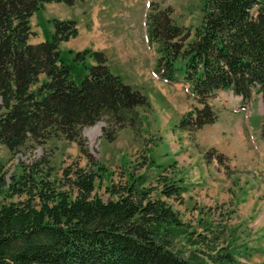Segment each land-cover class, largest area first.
I'll return each instance as SVG.
<instances>
[{
	"label": "trees",
	"instance_id": "1",
	"mask_svg": "<svg viewBox=\"0 0 264 264\" xmlns=\"http://www.w3.org/2000/svg\"><path fill=\"white\" fill-rule=\"evenodd\" d=\"M74 2L0 0V146L14 156L27 142L42 145L61 136L87 158L86 167L71 165L59 180L51 179L45 157L22 164L21 174L9 180L0 167V264H248L240 261L249 252L234 244L233 230L199 221L203 233H196L173 210L167 200L185 192L175 165L164 168L143 157L150 169L162 170L153 180L128 173L106 187V200L97 195L96 181L110 172L85 149L80 131L102 122L108 142L130 128L136 141L152 144L140 113L150 105L110 71L103 52L69 50L72 64L61 60L59 45L78 35L75 21L51 19L49 39L28 42L34 13L46 4ZM148 7L153 75L187 86L195 103L177 129L194 140L216 123L211 102L222 92L238 97L242 109L257 94L264 109V0H202V20L193 32L176 24L170 6ZM74 65L84 70L78 83ZM259 138L264 143V115ZM203 159L229 171L227 157L215 148Z\"/></svg>",
	"mask_w": 264,
	"mask_h": 264
},
{
	"label": "rangeland",
	"instance_id": "2",
	"mask_svg": "<svg viewBox=\"0 0 264 264\" xmlns=\"http://www.w3.org/2000/svg\"><path fill=\"white\" fill-rule=\"evenodd\" d=\"M149 3H155L159 9L170 6L176 24L189 28L191 32L201 23L202 0H149ZM51 5L54 6L45 5L36 13L37 19L34 17L31 20L30 26L32 23L31 28L36 30V35L32 38L44 41L49 39L51 19L76 22L80 35L79 39L72 40L76 41L75 45L83 43L84 30L93 25L94 19L103 26L110 25L116 40L108 51L112 72L133 90L143 94L150 105L149 108L141 109L140 113L144 117V129L151 135L148 134L145 139L153 137L152 144H141L140 139L136 141L130 128L121 130L115 141L108 142L102 136V122L80 131L85 149L93 159L101 160L110 172L104 174L103 180L96 181L97 195L106 200V187L124 180L128 173H146L153 180L162 170L155 167L150 169L149 164H143V157L153 159L155 164L164 168L175 165L173 175L182 180L185 192L181 194L180 200L167 201L182 221L190 228L196 227V233H203L199 221L213 226L224 225L235 232L233 237L237 240L234 244L242 245L241 251L250 252V257L255 255L254 258L264 262V143L259 138L264 109L260 96L254 94L251 103L244 108L245 111L240 110L238 113L231 107L236 104L237 98L233 97L232 100L230 93H219L211 102L217 114V121L214 123V148L225 146L231 149L238 168L229 166L228 172L221 168L227 179H220L215 172L200 169V157L193 150H207L210 130L206 129L212 128H204L199 134V140L190 139V143H186L183 131L177 129V125L185 113L184 107L187 105L191 108L194 103L183 89L177 92L173 85L152 78L156 54L154 46L147 40L145 21L149 7L146 0H75L72 6L59 3ZM59 50L61 60L65 64H72L68 51L75 49L62 42ZM72 74L78 83L84 70L81 66L74 65ZM157 85L172 90L168 89L165 95ZM232 101L234 103L231 104ZM238 123L243 125L242 133L236 129ZM96 128L98 135L93 137L91 132ZM171 142L174 143L173 146ZM147 147L150 150L146 155ZM182 153L193 163L187 165ZM44 157L49 160V166L53 169V180L61 179L62 170L71 165L80 168L87 166V158L80 153L77 144L67 142L61 136L42 145L27 142L14 156L0 146V167L7 179L11 175L17 178L21 174L22 164L29 165ZM114 164L118 165L111 169ZM215 170L220 173L218 168ZM19 200L15 197L12 201ZM257 249L260 254L256 252ZM240 259L242 261L244 258Z\"/></svg>",
	"mask_w": 264,
	"mask_h": 264
},
{
	"label": "crops",
	"instance_id": "3",
	"mask_svg": "<svg viewBox=\"0 0 264 264\" xmlns=\"http://www.w3.org/2000/svg\"><path fill=\"white\" fill-rule=\"evenodd\" d=\"M146 2L147 3H149V0H146ZM51 4H54V3H50V4H46L47 6H49V7H51V6H54V5H51ZM60 4V3H59ZM45 6V5H44ZM44 8V7H43ZM39 12V11H38ZM37 13V12H36ZM36 13H34L33 14V16L30 18V22H31V20L34 18V17H36V19H37V15H36ZM93 15H95V13L93 12ZM31 26H32V23H31ZM78 28V27H77ZM31 31H32V35L30 36V38H29V40H28V42L30 43V44H32V45H36V44H39V43H41V42H43L44 40H42V39H39V40H35V39H33L32 38V36H34V35H36V30H34V29H32L31 28ZM52 31H53V29H52ZM51 31V32H52ZM79 35H80V30L78 29V35H77V37H75V38H73V39H70L69 41H67V42H63V43H68V45L69 46H71V47H73L75 50H73V51H81V50H84V49H91V50H94V51H100V52H103L104 54H105V56H106V58H107V61H108V66H109V69H110V71L112 72V69H111V65H110V61H109V53H108V51H109V49H110V47H112V45L115 43V38H114V31L112 32V29H110V25H106V26H103V24H101L98 20H96V19H94V23H93V25L91 26V27H88L87 29H85L84 30V40H83V43H81V42H79L77 45H75V42L76 41H72V40H74V39H76V38H78L79 39ZM41 40V41H40ZM113 73V72H112ZM114 74V73H113ZM116 75V74H115ZM154 80L156 79V80H158L155 76H153L152 77ZM165 83V82H164ZM168 85V84H167ZM157 87L160 89V91H162L165 95H166V93H167V90L169 89H171L172 90V88H167V87H164L163 85H157ZM173 87H175V91L177 90V92H180V91H182V89H183V91H185V93L187 92V87L186 86H184V85H182V84H179V85H177V84H175V85H173ZM170 92H172V91H170ZM225 93V92H224ZM227 93H230V96H231V98H232V100H233V94L231 93V92H227ZM169 99H171V96H167ZM234 98H237V100H236V104H232V103H234L233 101L231 102V107L232 108H234V109H236L237 108V106H238V102H240V99L238 98V97H234ZM192 100V99H191ZM194 102H193V100H192V104H193ZM191 108H192V106H191ZM189 106H187L186 105V107H184V111L185 112H187V111H189L190 109H191ZM239 111H237V113H238ZM206 127H210V128H212V129H209V128H207L206 129V131L207 130H210L209 132H208V136L210 137V142L206 145V147H207V150H209L210 148H214V124H212V125H208V126H205V127H203L201 130H199L197 133H196V135H195V137H194V141H197V140H199V134H200V132L204 129V128H206ZM236 129L238 130V131H240V133H242V131H243V125H242V123H238V125H237V127H236ZM121 132H119L118 133V135L120 134ZM183 137L184 138H186V140H185V142L186 143H190V136L186 133V132H183ZM185 143V144H186ZM171 145L173 146L174 145V143L173 142H171ZM189 149H190V147H189ZM193 149V148H192ZM216 150H218L219 152H221L224 156H226L227 157V159H228V162H227V164H228V166H230L231 168H236V165H235V163H236V161L234 160V158H235V156L233 155V151L231 150V149H228V148H226L225 146L224 147H222V148H215ZM196 153H197V156L198 157H200V160H199V167H200V169L201 170H203L204 172H206V170L208 169V170H210V171H213V172H215V174L217 175L218 174V176H219V178L220 179H227V176L224 174V171H222L223 169H221V167H219L218 166V164L214 161V160H212L210 163H206L205 161H204V159H203V154L207 151H205V152H202L201 150H199V148L197 149H193ZM148 154V153H147ZM146 154V155H147ZM188 156H190V155H188ZM107 158H109L108 157V155L106 156ZM182 157L185 159V161H186V163H187V165H189V164H192L193 163V161L192 160H190L189 159V157H185V156H183V153H182ZM174 161V160H173ZM100 162H101V160H100ZM118 163V162H117ZM120 163V162H119ZM175 163V161L173 162V164ZM116 165H118V164H114V165H112V167H111V169H113L114 167H116ZM176 167H178L177 165H176ZM195 167V166H194ZM216 168H218L219 170H220V173H218V171L217 170H215ZM236 169H238V168H236ZM225 184H227V183H225ZM258 250V249H257ZM256 252H258L259 253V250L258 251H256ZM260 254V253H259ZM253 256H255V255H253ZM250 257V252H249V256L247 257V258H245V259H243L242 260V262L243 263H248V264H257V262H262L263 264H264V262L262 261V260H260V259H256V258H254V257ZM257 256H259V255H257Z\"/></svg>",
	"mask_w": 264,
	"mask_h": 264
},
{
	"label": "bare ground",
	"instance_id": "4",
	"mask_svg": "<svg viewBox=\"0 0 264 264\" xmlns=\"http://www.w3.org/2000/svg\"><path fill=\"white\" fill-rule=\"evenodd\" d=\"M91 135L93 137L97 136L98 135V128L94 129L92 132H91Z\"/></svg>",
	"mask_w": 264,
	"mask_h": 264
}]
</instances>
